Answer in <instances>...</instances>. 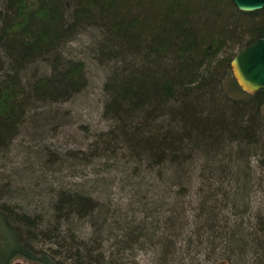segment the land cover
<instances>
[{
	"label": "trees",
	"instance_id": "obj_1",
	"mask_svg": "<svg viewBox=\"0 0 264 264\" xmlns=\"http://www.w3.org/2000/svg\"><path fill=\"white\" fill-rule=\"evenodd\" d=\"M263 35L264 8L231 0H0V154L92 63L110 126L74 166H94L91 193L121 197L49 186L32 202L36 188L3 181L0 264H264V91L229 65ZM83 37L80 59L68 44Z\"/></svg>",
	"mask_w": 264,
	"mask_h": 264
},
{
	"label": "rangeland",
	"instance_id": "obj_2",
	"mask_svg": "<svg viewBox=\"0 0 264 264\" xmlns=\"http://www.w3.org/2000/svg\"><path fill=\"white\" fill-rule=\"evenodd\" d=\"M87 43L88 41L83 37V43L68 44V50L72 54L77 53V58H85V49H82L80 44ZM80 49L83 53H79ZM86 79V87L69 101L38 107L28 112L8 149L0 154V183L9 182L13 189L28 192L36 188L38 192L33 191L29 197L32 202L46 198L43 195L49 186L74 189L76 185L79 188L84 187L90 195L91 191L87 189V183L93 175L95 176L94 166H86L85 172H80L77 169L79 166H74V152L76 154L80 152V157L85 156L92 148L91 144L94 140L92 135L106 130L110 122L100 116L104 99L101 89L103 80L101 69L92 63L87 64ZM261 112L264 114V105ZM226 151L228 148L225 149ZM36 156H39V159H36L38 158ZM63 157L67 158V161L61 164L59 158ZM44 161L49 164L43 163ZM98 163H103V160ZM251 169L252 182L257 174L262 173L264 178V169L259 170L254 166ZM90 196L99 201L108 196L112 203L121 206V197L114 195L111 197L106 190L101 194L91 193ZM252 196L261 199L263 194L256 192ZM143 263V255H140L138 264Z\"/></svg>",
	"mask_w": 264,
	"mask_h": 264
},
{
	"label": "water",
	"instance_id": "obj_3",
	"mask_svg": "<svg viewBox=\"0 0 264 264\" xmlns=\"http://www.w3.org/2000/svg\"><path fill=\"white\" fill-rule=\"evenodd\" d=\"M235 8L242 12H252L264 8V0H231ZM232 76L245 92L264 91V35L239 49L229 61ZM9 264H26L13 261Z\"/></svg>",
	"mask_w": 264,
	"mask_h": 264
}]
</instances>
